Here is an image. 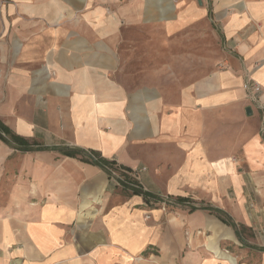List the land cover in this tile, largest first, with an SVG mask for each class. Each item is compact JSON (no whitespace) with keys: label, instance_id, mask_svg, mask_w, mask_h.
I'll use <instances>...</instances> for the list:
<instances>
[{"label":"crops","instance_id":"crops-1","mask_svg":"<svg viewBox=\"0 0 264 264\" xmlns=\"http://www.w3.org/2000/svg\"><path fill=\"white\" fill-rule=\"evenodd\" d=\"M201 21L202 77L129 39ZM0 122V264H264V0H0Z\"/></svg>","mask_w":264,"mask_h":264},{"label":"rangeland","instance_id":"rangeland-1","mask_svg":"<svg viewBox=\"0 0 264 264\" xmlns=\"http://www.w3.org/2000/svg\"><path fill=\"white\" fill-rule=\"evenodd\" d=\"M208 27H209L208 21H201L196 25L194 24L184 29L183 33L173 35L172 37L165 38L163 34L157 32L151 34H147V33H136L133 35L130 34L129 39L131 38L135 40L136 43L153 42L154 44H157V48L159 47L158 44L167 43L168 48L166 51V56L168 58H172L177 55L183 56L184 59L189 63H191V60H194V64L196 59L197 61L199 60V65H200L199 71L202 77L205 76L212 69V67L209 66L212 64V62H215L216 68H220L221 58H222L221 43L219 41L218 35L209 32ZM158 53L161 54L163 57H165V52L160 51V49H158ZM190 72L191 70L185 72L184 74ZM185 83H187L186 80L184 84ZM259 130L264 137V126ZM157 205L159 206L158 203ZM238 231L241 234H247L246 230H241L239 228Z\"/></svg>","mask_w":264,"mask_h":264},{"label":"built area","instance_id":"built-area-1","mask_svg":"<svg viewBox=\"0 0 264 264\" xmlns=\"http://www.w3.org/2000/svg\"><path fill=\"white\" fill-rule=\"evenodd\" d=\"M244 88L247 91V96L249 99L253 102H256L258 93L261 91L260 85L257 82L248 81L244 85ZM116 168L117 169L108 168V171L111 173L113 180H115L119 186L134 191L136 190L141 194L148 193L146 188L141 184L139 178V174L143 171V169L127 171L119 167ZM148 200L158 203L161 208H166L167 206L177 204L176 202H178L167 195H155L153 197H149Z\"/></svg>","mask_w":264,"mask_h":264},{"label":"trees","instance_id":"trees-1","mask_svg":"<svg viewBox=\"0 0 264 264\" xmlns=\"http://www.w3.org/2000/svg\"><path fill=\"white\" fill-rule=\"evenodd\" d=\"M0 139L4 140L5 142L9 143L10 145H13V144H17V145L26 144V140L25 139H23V138H21L19 136H15V135L11 134L9 129H7V127H5L1 122H0ZM23 150H28V149L25 147ZM63 153H65L66 155H69V156H75L78 152L75 151V150L66 149ZM89 153L94 155L97 158L98 164L108 165L110 168H113V169H117L116 167H119V168H121L123 170H126L125 168L116 165V163H114V162L111 163V162H108V161L102 159L100 157V155L98 153H96V152H91L90 151ZM112 164L114 166H112ZM123 189L128 191L129 193L141 194V193H139L136 190L134 191V190H130V189H127V188H123ZM141 195L144 196L145 201H148L149 197H153V195H149V193L141 194ZM178 201L182 202L184 200L183 199H179ZM216 212H217V210H216ZM233 227H235L234 224H233Z\"/></svg>","mask_w":264,"mask_h":264},{"label":"water","instance_id":"water-1","mask_svg":"<svg viewBox=\"0 0 264 264\" xmlns=\"http://www.w3.org/2000/svg\"><path fill=\"white\" fill-rule=\"evenodd\" d=\"M245 112H246L247 115H250L251 114L250 108H247Z\"/></svg>","mask_w":264,"mask_h":264}]
</instances>
